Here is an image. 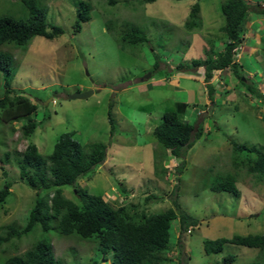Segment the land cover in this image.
Masks as SVG:
<instances>
[{
  "label": "rangeland",
  "instance_id": "374dc122",
  "mask_svg": "<svg viewBox=\"0 0 264 264\" xmlns=\"http://www.w3.org/2000/svg\"><path fill=\"white\" fill-rule=\"evenodd\" d=\"M79 1L39 0L47 8L45 21L60 26L62 33L53 39L33 36L25 47H3L17 64L11 87L37 104L38 125L24 137L19 129L12 132L10 124L0 122V187L11 182V194L0 208V234L1 227L13 220L25 222L36 196V191L19 179L14 151L21 152L32 142L47 155L60 134L73 132L82 144L106 145L105 160L78 179L90 194H101L116 205H136L147 213L173 207L176 197L181 208L199 220L179 238L178 220H173V264L260 260L258 248L229 242L220 252L206 254L203 246L207 239L264 232V187L257 173L232 165L231 153L232 141L264 150V17L258 19L250 11L258 23L252 31L248 20L243 32L245 53L255 46L261 56L243 54L242 45L241 53L239 49L234 56L242 63L236 68L241 80L232 71L225 75L229 68L223 70L225 85L217 80L212 99L206 102L201 79L191 77L202 68L193 66L191 60L205 56L204 48L221 50L224 46L226 35L220 28L225 20L223 0H83L90 4V18L82 22L80 31H74ZM247 1L253 11L264 5V0ZM196 3L203 27L190 30L185 21ZM0 15L24 17L22 0H0ZM255 31L262 40L258 41ZM132 34L144 37L143 42H129ZM246 74L252 76L248 82ZM2 82L0 70V94ZM233 86L236 89L227 93ZM254 87L256 93H252ZM87 90L93 92L85 98L69 97ZM178 102L189 103L183 119L202 127L183 157L172 156L152 134L163 112L174 110ZM109 110L116 125L112 134ZM182 160L185 166L178 173ZM228 174L236 177L237 195L210 189ZM62 188L66 197L79 203L72 186ZM148 194L155 197L146 201ZM34 234L16 240L15 247L0 244V258L24 252ZM47 236L55 256L68 264H111L108 255L102 261L96 242L60 236L55 231ZM229 257L230 262L226 261Z\"/></svg>",
  "mask_w": 264,
  "mask_h": 264
},
{
  "label": "trees",
  "instance_id": "16d2710c",
  "mask_svg": "<svg viewBox=\"0 0 264 264\" xmlns=\"http://www.w3.org/2000/svg\"><path fill=\"white\" fill-rule=\"evenodd\" d=\"M22 4L26 11L24 17L0 15V70L3 77L0 122L10 124V131L19 129L22 136L28 137L38 125L35 117L37 104L11 87L17 64L12 53L3 47H25L36 35L53 39L62 33V29L45 21L47 8L39 0H22ZM250 7L247 0H223L221 11L225 20L220 28L226 35L224 46L221 50H214L213 46L204 48L207 52L205 56L191 60L193 66L203 68L202 76L208 82L206 87L209 99H212L214 93V85L209 81L216 71L229 68L235 78L241 80V75L236 71L240 63L234 56L245 41L243 32L249 12H254L256 17L264 15V5L258 11L250 10ZM90 10L87 2L80 0L77 3L74 31L81 30L82 22L90 18ZM199 12V4L196 3L186 18V28L201 29L203 24ZM143 39L144 37L132 34L129 42H143ZM176 67L177 70L181 69L180 65ZM256 91L254 87L252 93ZM183 115L176 107L174 110L165 111L160 122L152 129L158 144L170 150L174 157H183L185 149L191 146L193 137L202 132L200 124L189 123L183 119ZM108 120L112 134L116 125L110 110ZM14 122H20V125L16 127ZM231 153L232 165L245 169L249 174L257 173L258 181L264 187V150L232 141ZM14 154L20 181L35 190L36 196L24 223L13 220L1 227L0 244L11 243L15 247L16 240L32 233L37 234L33 235L28 249L0 258V264H68L55 256L51 239L47 236L50 231H55L60 236L96 242L102 261L110 256L111 264H173L171 252L174 246L170 241L173 220H178V238L199 223L196 217L181 208L176 197L172 200L173 207L147 213L144 210L139 211L136 205H116L105 200L101 194H90L85 186L79 184L78 179L105 160L104 143L82 144L73 137V132H64L47 155L41 154L32 142H28L21 152L15 150ZM8 155L7 153V157ZM242 155L244 156L241 158ZM184 166L185 160H182L177 166L178 173L182 172ZM65 185L75 189L79 203L66 197L62 188ZM10 186L11 182L5 181L0 187V208L7 203L11 194L8 190ZM210 189L227 191L234 195L239 193L233 174L214 182ZM154 197L155 195L148 194L145 200ZM229 242L258 248L261 252L260 260L248 264H264V232L207 239L204 241V251L206 254L218 253ZM227 260L230 262L232 257L226 258Z\"/></svg>",
  "mask_w": 264,
  "mask_h": 264
},
{
  "label": "crops",
  "instance_id": "0c3cea01",
  "mask_svg": "<svg viewBox=\"0 0 264 264\" xmlns=\"http://www.w3.org/2000/svg\"><path fill=\"white\" fill-rule=\"evenodd\" d=\"M250 13V12H249ZM250 15V14H249ZM262 17H264V15H262ZM261 17V18H262ZM258 18V17H257ZM258 19H260V18H258ZM248 20H250V22L249 23H252V26H250V29L252 30V31H254V28H253V26L255 25V24H257L258 23V20H256L255 18L254 19H252L250 16L248 17V19H247V21H246V23H248ZM203 24V23H202ZM202 27H203V25H202ZM201 27V28H202ZM246 27V26H245ZM255 33H256V36L255 37H257V39H258V41L259 40H261V38H262V36L261 35H259L256 31H255ZM248 38L249 37H251V36H247ZM254 36H252V38L251 39H255L256 41H257V39L255 38ZM255 41V42H256ZM243 46H244V48H243V51H242V53L243 54H246L245 53V50H246V39H245V41H244V43H243ZM242 47V46H241ZM251 49H254V51H251ZM259 47H255V46H251V48L249 47V51H248V53L247 54H254L255 56H256V58H258V57H260L261 55H259ZM240 53H241V49H240ZM240 64H242V63H240ZM225 70V69H224ZM198 71V70H197ZM219 72V71H218ZM220 73V72H219ZM219 73H215L214 74V76H213V78L209 81V83H212L213 85H214V83L218 80V82H220L219 80H221V76L223 75V73H221V74H219ZM229 73H230V70H228V73H225V75H229ZM179 75H180V77H190V74H185V73H178ZM202 74H203V68L200 70V71H198V73H196V75L194 74L193 76H191V77H195V78H197V79H201V84H203V86L205 87V93H206V95H207V101L206 102H208V101H210L209 100V97H208V92H207V87H206V85H207V83L208 82H206V81H204V78H203V76H202ZM250 77L252 78V76H251V74H246V82H248V80L250 79ZM222 82V81H221ZM223 84V83H222ZM234 87H236V86H233V88H231L230 89V91H227V93H232V90L234 89ZM236 89V88H235ZM234 89V90H235ZM188 104L189 103H187V102H178L177 104H176V108H178L180 111H182L184 114L187 112V106H188Z\"/></svg>",
  "mask_w": 264,
  "mask_h": 264
},
{
  "label": "water",
  "instance_id": "95a60500",
  "mask_svg": "<svg viewBox=\"0 0 264 264\" xmlns=\"http://www.w3.org/2000/svg\"><path fill=\"white\" fill-rule=\"evenodd\" d=\"M93 91L92 90H87V91H83V92H80V91H76V92H73L72 94H69V97L74 99V98H85L87 96H89Z\"/></svg>",
  "mask_w": 264,
  "mask_h": 264
},
{
  "label": "clouds",
  "instance_id": "9594fccd",
  "mask_svg": "<svg viewBox=\"0 0 264 264\" xmlns=\"http://www.w3.org/2000/svg\"><path fill=\"white\" fill-rule=\"evenodd\" d=\"M240 48H241V46L238 47V49H237V53H239L238 50H239ZM225 69H228V68H225ZM223 70H224V69H220V70H218L220 73H219L218 71H216V73L221 74ZM219 81H220V82H219L220 85H223V84H224L222 80H219ZM221 81H222V82H221ZM222 83H223V84H222ZM224 85H225V84H224ZM224 85H223V86H224ZM80 92H81V91H80ZM189 232H190V230L188 231V233H189Z\"/></svg>",
  "mask_w": 264,
  "mask_h": 264
}]
</instances>
